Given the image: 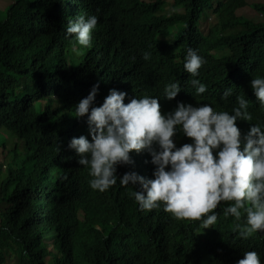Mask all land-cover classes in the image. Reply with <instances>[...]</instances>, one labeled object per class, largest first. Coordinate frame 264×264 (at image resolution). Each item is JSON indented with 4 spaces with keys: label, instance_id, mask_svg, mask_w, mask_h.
Listing matches in <instances>:
<instances>
[{
    "label": "trees",
    "instance_id": "obj_1",
    "mask_svg": "<svg viewBox=\"0 0 264 264\" xmlns=\"http://www.w3.org/2000/svg\"><path fill=\"white\" fill-rule=\"evenodd\" d=\"M11 1L0 19V129L24 144L35 169L0 177V264H7L8 251L15 264H47L48 257L55 264H237L246 251H256L264 264V231L245 239L236 229L246 223L244 210L236 221L224 215L222 202L207 229L200 220L176 219L163 202L141 210L134 195L140 185L117 180L104 192L93 190L90 169L68 147L73 137L91 141L88 118H76L75 105L97 84L93 107L116 89L127 93L125 103L159 98L165 114L178 102L232 111L243 97L252 120L237 121L242 139L252 124L264 130V106L251 87L252 79L264 78V20L237 14L248 0H173L170 14L167 0ZM252 7L264 16V0ZM210 15L216 25L204 34L201 21ZM79 16L98 19L87 47L66 33ZM190 48L204 61L195 76L184 69ZM26 80L31 91L13 100ZM192 80L206 91L197 95ZM170 83L181 89L171 101L164 98ZM227 89L232 94L225 100ZM38 101L45 103L41 112ZM174 142L192 141L178 132ZM130 157L134 163L118 165L117 177L134 171L154 178L147 151ZM3 169L0 164V176ZM52 232L56 249L47 244Z\"/></svg>",
    "mask_w": 264,
    "mask_h": 264
},
{
    "label": "clouds",
    "instance_id": "obj_2",
    "mask_svg": "<svg viewBox=\"0 0 264 264\" xmlns=\"http://www.w3.org/2000/svg\"><path fill=\"white\" fill-rule=\"evenodd\" d=\"M97 23L96 16H79L69 22L66 33L87 47ZM143 58L148 60L150 54ZM203 62L190 48L184 69L195 76ZM191 83L197 95L206 91L199 80ZM251 87L264 106V78L252 79ZM98 90L99 84L94 85L75 105L76 118H88L91 141L86 136L73 137L68 145L79 156L78 164L90 169L93 190L104 192L117 180L125 187L140 185L142 190L134 195L141 210L150 211L163 202L165 211L176 219L200 220L205 229L217 222L215 210L226 202L225 216L239 221L241 210L246 212L245 225L236 224L242 238L264 231V130L252 124L242 139L237 121L252 120L243 97H237L238 107L232 111L216 112L208 104L178 102L165 114L159 98L134 97L125 103L127 93L116 89H110L102 105L93 107ZM180 91L179 83H170L164 98L171 101ZM231 94L227 89L221 98L227 100ZM178 132L192 142L177 147L174 137ZM133 151L150 154L156 166L154 178L146 179L134 171L117 177L118 165L134 163ZM237 264H261V259L256 251H246Z\"/></svg>",
    "mask_w": 264,
    "mask_h": 264
},
{
    "label": "rangeland",
    "instance_id": "obj_3",
    "mask_svg": "<svg viewBox=\"0 0 264 264\" xmlns=\"http://www.w3.org/2000/svg\"><path fill=\"white\" fill-rule=\"evenodd\" d=\"M146 1H154V0H146ZM174 1L167 0V4L165 6V12L170 14L174 11ZM249 4L243 9H240L237 14L239 16L247 17L255 22L264 20V16L259 14L256 10L253 9L252 4L256 2V0H248ZM13 4L11 0H0V19L3 20L7 16L8 8ZM216 25V21L214 16L210 15L208 17H204L201 21V30L204 34H209L211 30H213ZM27 87H32L31 83L26 80L23 83L21 88H18L16 91V96L12 99H20L25 93L26 90L31 91ZM36 109L38 112H41L45 103L43 101L36 102ZM0 164L4 167L1 179L4 177H10L11 174H15L17 171L23 169L25 174L31 173L35 169L34 161L32 160V154L26 151L24 144L18 140L15 136L11 135L5 129H0ZM7 166H10V169H7ZM0 179V181H1ZM16 183V182H15ZM13 184V186L15 185ZM12 186V187H13ZM47 244H51L53 248H57L58 243H56V234L52 232L51 237L48 239ZM54 241V242H53ZM51 246L49 250L56 253V251ZM58 250V249H57ZM11 251L7 252V264H15L16 260L13 255L10 254ZM60 258V254L57 255ZM57 256L54 254L55 260H57ZM51 257L46 258L47 264H55L50 263L49 260Z\"/></svg>",
    "mask_w": 264,
    "mask_h": 264
}]
</instances>
